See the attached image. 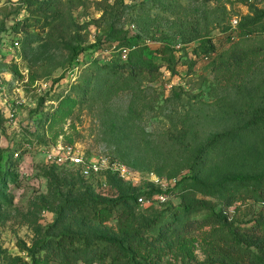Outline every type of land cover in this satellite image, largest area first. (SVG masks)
<instances>
[{
  "label": "rangeland",
  "instance_id": "1",
  "mask_svg": "<svg viewBox=\"0 0 264 264\" xmlns=\"http://www.w3.org/2000/svg\"><path fill=\"white\" fill-rule=\"evenodd\" d=\"M40 1L0 0V264H123L135 259L149 264L184 259L206 262L215 251L210 233L219 226L215 215L219 212L231 218L234 203L217 196L195 201L203 195L178 181L187 169L168 177L169 169L160 173L154 167L133 166L139 156L148 157L131 150L117 135L128 111L130 91L123 90L100 105L79 101L78 93L79 78L90 76L96 62L119 57L115 46L125 37L140 33L148 55L162 43H170L182 58L195 57L192 49L202 37L184 42L171 26L175 15L152 5L151 0H108L109 4L46 0L39 5ZM181 1L190 6L192 20L200 22H194V30L211 37L217 50L228 45L229 31L224 28L249 11V2L264 6V0H222L217 6L214 0ZM214 7L216 12L207 11ZM142 13L158 14L147 33L137 25ZM74 45L84 47L77 56ZM155 59L161 61L159 56ZM208 60L198 56L192 69L179 64L174 73L162 65L154 81L143 75L145 84L154 86L146 91V100L158 98L136 122L149 131L154 145L163 143L168 110L185 113L200 98L211 109L221 96L232 105L257 91L254 82L242 89L226 84ZM166 96L170 97L164 102ZM212 117L199 133L203 139L224 126L213 112ZM138 137L133 135L131 142L136 144ZM67 145L80 150L86 161L99 160L100 171L83 176L65 160ZM252 147L245 169L237 167L223 173L224 177L234 178L248 168L258 173L264 170V136ZM126 159L134 164H127ZM233 184L236 194L245 197L239 212L242 220L236 224H245L246 218L264 209V195L249 193L240 182ZM148 188L153 191L144 193ZM128 189L138 196L111 201V207L94 198L101 194L116 199ZM140 195L145 201L138 199ZM88 232L106 236L110 247L117 248L119 262L114 263L113 250L83 259L77 243L69 241L77 257L62 259L42 248L50 238L62 242L68 234Z\"/></svg>",
  "mask_w": 264,
  "mask_h": 264
},
{
  "label": "trees",
  "instance_id": "2",
  "mask_svg": "<svg viewBox=\"0 0 264 264\" xmlns=\"http://www.w3.org/2000/svg\"><path fill=\"white\" fill-rule=\"evenodd\" d=\"M103 1L109 4L108 0ZM151 1L152 5L175 15L171 26L179 31L184 42L202 37L192 49L195 57L182 58V55H177L176 46L170 43H162L155 49L153 55H148L147 44L141 42L140 33L129 38L125 37L115 46L120 53L119 57L102 63L96 62L90 76L79 78L81 88L78 92L79 101L100 105L101 101L107 103L123 90L130 91L128 111L119 125L117 135L119 140L123 137L129 148L132 146L131 150L137 153L144 152L148 157L139 156V162L133 166L154 167L160 173L169 169L168 177H176L187 169L178 181H184L185 187L203 195V198H194L195 201L205 202V196H217L227 204L234 203L231 218L219 212L215 215L219 226L210 232L215 245L211 258L204 263L184 259L173 261L172 264H264V209L246 218L245 224H236L238 220H242L239 212L245 197L243 194H236V185L233 184L240 182L249 193L255 192L258 193V197H262L264 170L258 173L248 168L243 173H236L234 178L223 176V173L243 167L245 160L252 158L253 144L264 136V6L249 2V11L243 14L236 24L232 23V26L228 25L224 28L229 31L227 36L229 43L224 49L217 50L216 43L211 37H204L205 34L194 30V22H200L192 20L193 12L188 4L181 0ZM214 1L216 6L222 2V0ZM40 2L39 5H43L46 0ZM215 7L207 11L216 12ZM157 15L140 14L137 19L139 29L147 33L150 23L157 19ZM189 34H191L190 38ZM72 49L74 56H77L84 47L74 45ZM155 56H159L161 61L155 59ZM198 56L209 58L208 64L214 68L217 77L223 79L226 84L242 89L247 82H254L257 91L251 92L247 100L245 98L240 102L237 101L236 104L233 102L232 105L227 103V97L221 96L216 102L217 105L211 109L208 108L210 103L200 98L192 102L185 113L177 109L168 110L165 115L169 125L165 130L163 143L154 145V140L148 139L149 131L144 125L136 122V118L140 117L144 108L150 107L149 103L158 98L152 97L151 101L146 100V91L154 86L145 84L143 75L154 81L157 70L162 65L173 73L178 71L179 64H185L190 70ZM169 97L166 96L164 102H167ZM237 104L241 105L239 109L234 107ZM163 105L161 104L160 107ZM212 112L224 123V126L219 132L211 133L203 139L199 133L204 132L209 125V121L213 118ZM137 134L140 137L136 140V144H133L132 136ZM125 162L134 164L130 159H126ZM147 191L152 192L153 188H148L144 193H148ZM136 193L135 190L128 189L121 192L116 199L101 194H96L94 198L102 206L111 207V201L129 199L134 195L137 197L138 193ZM66 237L62 241L64 243L60 241L61 238H50L44 242L42 248L65 259L74 255V248L67 244L69 241L77 243L76 249L80 252L79 257L83 259H88L99 251L113 250L110 255L114 263L119 262L118 250L110 247L112 245L106 236L88 232L68 234ZM123 264L149 263L135 259L124 260Z\"/></svg>",
  "mask_w": 264,
  "mask_h": 264
},
{
  "label": "built area",
  "instance_id": "3",
  "mask_svg": "<svg viewBox=\"0 0 264 264\" xmlns=\"http://www.w3.org/2000/svg\"><path fill=\"white\" fill-rule=\"evenodd\" d=\"M235 21L237 22V19H235ZM15 43L18 44L19 41L15 40ZM64 149H66L64 156L65 160H68L70 164L77 166L83 176L91 177L92 174L100 171L99 160L86 161L80 150L73 148L71 145H67ZM60 159H63V157ZM161 197L163 198L164 196L161 195ZM138 199L145 201V197L142 195H140Z\"/></svg>",
  "mask_w": 264,
  "mask_h": 264
}]
</instances>
